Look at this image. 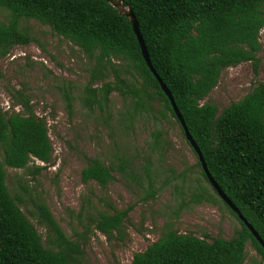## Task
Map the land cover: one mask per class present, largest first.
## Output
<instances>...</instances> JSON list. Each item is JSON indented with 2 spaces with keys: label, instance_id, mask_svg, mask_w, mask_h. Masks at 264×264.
<instances>
[{
  "label": "trees",
  "instance_id": "trees-1",
  "mask_svg": "<svg viewBox=\"0 0 264 264\" xmlns=\"http://www.w3.org/2000/svg\"><path fill=\"white\" fill-rule=\"evenodd\" d=\"M122 1L134 13L151 65L170 91L211 177L264 242V79L220 111L213 103L202 102L223 68L249 61L257 71L264 0ZM0 8L7 10V20L0 21V58L13 46L34 40L21 22L36 20L84 54L89 78L81 92L83 107L105 112L108 119L113 116L122 131H132L136 122L146 116L154 122L171 117L185 139L167 96L143 59L128 18L110 3L0 0ZM69 92L64 90L63 95L71 114L74 96ZM112 92L122 101L114 115L107 109ZM11 99V109L4 110L0 104V264H81L79 242L63 232L49 209L39 206L53 235V248L42 243L21 210L19 199L7 188L5 166L25 168L32 162L39 172L52 157L45 121L34 113L30 98L15 90ZM14 105L20 109H12ZM169 145L161 128L150 131L140 177L145 178L151 198L158 192V187L153 186L152 169ZM84 157L81 180L94 181L102 188L114 178L115 170L126 173L135 168L132 160L120 159L113 164ZM35 160L43 164H34ZM195 164L211 191L192 187L186 195L187 203L220 201L240 226L230 238H224L182 233L168 224L156 240L132 254L129 264H243L247 241L264 261V248L218 196L198 159ZM129 209L99 211L94 218L95 228L107 237L122 234Z\"/></svg>",
  "mask_w": 264,
  "mask_h": 264
},
{
  "label": "rangeland",
  "instance_id": "rangeland-1",
  "mask_svg": "<svg viewBox=\"0 0 264 264\" xmlns=\"http://www.w3.org/2000/svg\"><path fill=\"white\" fill-rule=\"evenodd\" d=\"M7 20V10L0 8V21ZM34 40L15 45L0 58V104L11 109V94L21 90L30 98L34 113L42 117L52 146L51 162L39 172L32 162L28 167L5 166V183L10 194L36 228L46 247L53 248V235L42 219L39 206L45 205L63 232L77 240L82 249L81 264H129L132 254L156 240L168 224L179 232L203 237L230 238L240 226L238 220L220 202L187 203V193L195 186L211 191L199 174L196 156L173 118L154 122L146 116L132 131H122L113 116L91 112L81 105L82 88L89 78L84 54L47 25L28 19ZM259 63L253 71L251 62H241L222 69L216 85L202 102L213 103L218 111L241 99L264 79V26L258 34ZM64 90L74 96L71 114L64 100ZM122 107L120 96H108L107 109L114 115ZM19 110V105H14ZM161 128L169 148L152 169L155 197L148 196L143 174L144 147L150 131ZM117 164L132 160L130 172H113L114 178L102 188L94 181L85 183L80 171L85 157ZM2 156L0 150V158ZM34 164H43L35 160ZM130 207L122 224V234L106 236L95 228L99 211ZM208 240L210 238H207ZM243 264H264L261 255L247 241Z\"/></svg>",
  "mask_w": 264,
  "mask_h": 264
},
{
  "label": "water",
  "instance_id": "water-1",
  "mask_svg": "<svg viewBox=\"0 0 264 264\" xmlns=\"http://www.w3.org/2000/svg\"><path fill=\"white\" fill-rule=\"evenodd\" d=\"M108 3H110L114 8L117 9V11L119 12V14L124 15L128 18L130 25L133 29V32L135 33L140 49H141V54L143 56V59L145 60L148 68L150 69V71L152 72V74L154 75V77L157 79L160 88L162 89V91L164 92V94L167 96L170 105L172 107V110L177 118V120L179 121V124L183 130L185 139L188 141V143L190 144L191 148L194 150L195 154L197 155V159L200 162V166L202 168V170L204 171L209 183L211 184V186L214 188V190L216 191V193L218 194V196L229 206V208L236 213V215L238 216V218H240L245 225L248 227V229L250 230V232L252 233V235L257 239V241L261 244V246L264 248V242L263 240L260 238V236L257 234V232L254 230V228L246 221V219L241 215V213L239 212L238 208L231 202V200L226 196V194L222 191V189L218 186V184L216 183V181L211 177L206 163L203 159V156L198 148V146L196 145L195 141L193 140V138L191 137L185 122L175 104V101L170 93V91L168 90L167 86L163 83V81L161 80V78L159 77V75L156 73L155 69L152 67L150 59H149V55L147 52V48L144 44L143 38L139 32L138 29V23L136 20V17L134 15V13L132 12L131 9H129L127 6L123 5V1L122 0H105Z\"/></svg>",
  "mask_w": 264,
  "mask_h": 264
}]
</instances>
